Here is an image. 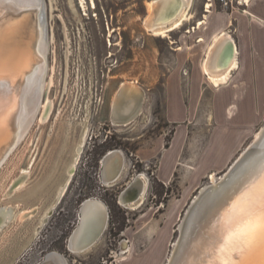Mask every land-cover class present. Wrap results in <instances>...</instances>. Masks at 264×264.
<instances>
[{"label": "rangeland", "instance_id": "obj_1", "mask_svg": "<svg viewBox=\"0 0 264 264\" xmlns=\"http://www.w3.org/2000/svg\"><path fill=\"white\" fill-rule=\"evenodd\" d=\"M152 1L46 0L47 85L51 78L52 85L45 91L37 120L0 169V212L17 211L0 230V264H39L53 251L65 256L68 264H167L192 200L204 186L219 180L264 127L263 116L255 128L235 131L228 142L229 131L215 119L211 92L204 76L200 79L213 43L204 60L206 51L195 47L197 38L192 35L195 8L213 5L212 0H194L189 11L193 18L169 38L152 36L145 27ZM228 1L225 6L223 0H215L218 10L239 6L237 0ZM131 83L138 85L136 90L128 86ZM169 83L175 92L169 93ZM135 92L143 94L133 99L136 110L119 117L116 105ZM170 96L186 112L179 124L166 120ZM193 103L197 110L192 115ZM176 131L186 145V166H179L167 191L157 171L164 145ZM115 146L127 156L125 177L130 167L137 174L134 165L149 177L142 174L151 186L148 197L149 186L145 188V203L137 208L117 203L124 176L114 188L101 184L98 152ZM73 166L77 170L71 185L44 226L41 221L55 206ZM88 197L110 205L108 230L89 250L73 254L67 247L69 238ZM128 240L132 249L124 255L121 244Z\"/></svg>", "mask_w": 264, "mask_h": 264}, {"label": "water", "instance_id": "obj_2", "mask_svg": "<svg viewBox=\"0 0 264 264\" xmlns=\"http://www.w3.org/2000/svg\"><path fill=\"white\" fill-rule=\"evenodd\" d=\"M20 16L24 17L25 23L18 21ZM27 16H32V19ZM49 32L46 0H29V2L0 0V69L5 80V90H10L17 101L15 111L7 115L3 127L0 128V168L19 144L25 115H28L29 121L32 122L31 128L39 116V102L43 83L47 78L49 60V56L42 51V45L49 41ZM223 60L228 65L232 62L230 51L224 53ZM45 95L46 92L42 101ZM259 133V137L255 138L219 177V181L215 183L211 181L192 200L178 226L176 248L167 264H189L188 261L194 258L192 255L194 251L189 252L194 239L195 264H208L209 256L206 249L214 246L219 240L218 226L221 218L244 190L246 184L264 171V127ZM125 166L126 156L121 150L106 154L102 159L103 184L107 186L115 184L121 178ZM76 169L77 167L74 166L68 169L67 178L55 198V206L41 221L44 226L61 203ZM144 193L145 187L139 175L121 193L120 203L125 206L137 203ZM103 206L106 207V221L98 229L93 228V232L87 236L84 244L76 248L77 251H87L94 246L99 241L100 232L109 223V209L105 202L98 198H89L82 202L80 223L70 238V249H74V241L78 243L82 239L80 232L85 226L86 209ZM206 217L207 221H204ZM254 259L256 264H264V255L257 254ZM39 264H68V261L61 253L53 251L49 252Z\"/></svg>", "mask_w": 264, "mask_h": 264}, {"label": "crops", "instance_id": "obj_3", "mask_svg": "<svg viewBox=\"0 0 264 264\" xmlns=\"http://www.w3.org/2000/svg\"><path fill=\"white\" fill-rule=\"evenodd\" d=\"M230 1L233 3L234 0ZM212 2L213 8L210 12H207L208 3H204L201 10L198 9L199 6L195 8V33L192 35L197 38L195 47H202L206 51L204 60L217 34L229 32L234 37L232 39L238 50V68L232 71L227 83L214 87L207 80L204 72L200 77L202 79L204 76L207 82L215 119L221 127L229 131L227 139L230 142L236 135L235 131L255 128L264 116V0H250L249 2L241 0V3H238L239 6L234 3L227 10H218L215 0ZM201 21L205 24L199 28ZM201 39L204 41L200 42ZM168 89L169 93L176 91L174 84L169 83ZM137 94L135 92L132 95L133 98L130 99L126 96L121 104L116 105L119 117H129L131 112L136 110L134 97L143 98L142 93ZM169 103L166 111L167 122L179 124L184 121L186 112L181 104L171 96ZM196 110L197 107L193 103L191 114L193 115ZM188 113L189 111H187V116ZM185 146L183 137H179L178 131L169 142L165 143L157 171L158 180L162 184L171 185L176 178L175 172L179 166L181 169L185 168L186 165L182 161ZM154 149L150 150L155 151ZM220 154L221 150L214 156L219 157ZM146 187L150 188L149 182Z\"/></svg>", "mask_w": 264, "mask_h": 264}, {"label": "bare ground", "instance_id": "obj_4", "mask_svg": "<svg viewBox=\"0 0 264 264\" xmlns=\"http://www.w3.org/2000/svg\"><path fill=\"white\" fill-rule=\"evenodd\" d=\"M242 1L244 2V0H242ZM246 1L249 2L250 0H246ZM27 2H29V0H27ZM193 4H194V0H154V1L150 2L149 3L150 15L148 16L147 20L145 21V27H146L147 31L152 36H155V37L169 38V34L171 32L182 28L186 23L191 21V19L193 18V14H190L189 11L192 9ZM212 7H213L212 4H208L207 12H210ZM27 18H30V20H31L32 16H27ZM18 21L25 23V19L23 16L18 17ZM204 24H205V22H203V21L200 22L199 28ZM190 32L193 33L192 29L190 30ZM202 41H204V40L201 39L200 42H202ZM49 47H50V37H49V41L43 43V45H42V51L47 56L49 53ZM13 49H15V48H12V50ZM226 51H230L231 56H232V62L229 65L227 62H225L223 60L224 59V53ZM225 67H226V69H225ZM237 68H238V50H237V46H236L235 42L232 39L231 34L228 32H222L220 34H217L214 38L213 44L210 47L208 56H207L205 63H204V69H203L204 74L206 75L207 79L209 80V82L214 87H219L220 85L227 83L232 71L237 69ZM47 71H49V61H48ZM47 76H48V72H47ZM43 84H44V87H42V91H41V99L39 102V104H40L39 105V111L41 110V104L44 101V99L42 101L43 94L46 90H48L50 88V85H52V78L50 79L48 85H47V78ZM128 86L133 90H136L138 87V85L136 83H131ZM41 101H42V103H41ZM47 106H48V108H50L51 102L48 103ZM29 119H30L29 116L25 115V120H24L25 123H24L23 128H22L20 141L25 137L27 131H29L28 128L32 123L31 121H29ZM259 134H257L256 138L259 137ZM142 176H144V175H141L140 178L142 179V184L146 188L147 180H146L145 176H144V178H142ZM218 181L219 180L213 181V183L218 182ZM17 188H19V187H17ZM142 196H144V194ZM141 197L137 203L141 202ZM132 204H136V203H132ZM16 212L11 210V209H4L3 212H0V230H1L2 226L4 224H6L10 218L15 217ZM100 215H102V214L100 213V211L98 210L97 207H94V208L92 207L90 209L89 208L86 209L85 226L82 228V230L80 232L82 239L78 243H77V241L76 242L74 241V243H73L74 249H71L73 252H75V253L84 252V251H77L76 248H79L80 246H82L84 244L87 236L93 232V228L98 229L102 225V223H104L106 221V217H105L106 212L104 213L105 218L100 217ZM204 221H207V217ZM106 230H107V224L104 226L103 231L100 232L99 240L103 239ZM176 244H177V240L175 242L174 249L176 248ZM192 244L193 245L190 247L189 252H191V250L194 251L192 253L194 258L190 259L188 261L189 264H195V247H194L195 246V239L193 240ZM131 249H132V246L130 245V242H129V248L123 250L124 255L129 253L131 251ZM170 257H169V259H170Z\"/></svg>", "mask_w": 264, "mask_h": 264}, {"label": "snow or ice", "instance_id": "obj_5", "mask_svg": "<svg viewBox=\"0 0 264 264\" xmlns=\"http://www.w3.org/2000/svg\"><path fill=\"white\" fill-rule=\"evenodd\" d=\"M0 69V128L16 109V97L5 90ZM219 240L208 249V264H256L264 255V171L252 178L219 223Z\"/></svg>", "mask_w": 264, "mask_h": 264}, {"label": "flooded vegetation", "instance_id": "obj_6", "mask_svg": "<svg viewBox=\"0 0 264 264\" xmlns=\"http://www.w3.org/2000/svg\"><path fill=\"white\" fill-rule=\"evenodd\" d=\"M116 126V125H115ZM116 127H120V126H116ZM109 138V137H108ZM87 140H88V138H87ZM105 143H108V139L107 140H105ZM86 146V145H85ZM114 150H121V149H118L117 148V146H115V147H110V148H107L106 150H104L103 152H101V153H99L98 152V158H99V168H100V171L102 170V159H103V157L106 155V154H108L109 152H111V151H114ZM124 154H125V156H126V153L123 151V150H121ZM84 152H85V147H84V149H83V153H82V156H83V154H84ZM82 156H81V158H82ZM81 160V159H80ZM127 162H128V160H127V156H126V166H127ZM144 167H147V162H144ZM79 165V164H78ZM76 166H77V164H76ZM76 166H75V168H76ZM125 166V169H124V172H123V174H122V176H121V178L115 183V184H113V185H104L103 184V182H102V179H101V173H100V181H101V184H102V186L103 187H108V188H114L115 186H117V185H119L120 184V181H121V179L123 178V176H124V179L123 180H125V186H123L122 185V187H123V190L122 191H120V192H117V195H116V198H117V203L122 207V208H126V209H130L128 206H125V205H122L121 203H120V196H121V193L125 190V188L129 185V183H131L137 176H139V175H142V174H144V175H146L147 176V174H146V172H144L143 170H141L142 168H137V166L136 165H134V167H135V169L137 170V174H134L133 172V170H131V167L129 168V171H128V174L126 175V177H125V172H127V167ZM77 170V169H76ZM76 173V172H75ZM148 177V176H147ZM142 178H144V176H142ZM149 178V177H148ZM149 181H150V179H149ZM159 181V180H158ZM72 182V181H71ZM161 183V182H160ZM162 184V183H161ZM63 185V184H62ZM70 185H71V183H70ZM162 185H164V184H162ZM150 186H151V183H150ZM166 188H167V191H169L170 190V187H171V185H169V186H166V185H164ZM69 189V188H68ZM68 191V190H67ZM149 192H150V188L148 189V191H147V197H148V195H149ZM67 193V192H66ZM66 195V194H65ZM65 195H64V197H65ZM144 196H142L141 197V202L140 203H136V204H131L134 208L136 207H139V206H141V205H143L144 203H145V201H146V198H143ZM89 198H95V197H88V198H85L84 200H86V199H89ZM148 199V198H147ZM83 200V201H84ZM82 204V203H81ZM80 207H81V205H80ZM107 209H109V222H110V214H111V209H110V205H107ZM98 210L100 211V213L102 214V215H100V217H102V218H104V213L106 212V207L105 206H103L102 208H98ZM102 220V219H101ZM79 223H80V208H79ZM108 226H109V223L107 224V230H108ZM122 229V230H121ZM121 231L122 232H124L126 229H127V226H123V228L121 227ZM107 230H106V232H107ZM75 231V230H74ZM105 232V233H106ZM73 234V233H72ZM72 234L70 235V238H71V236H72ZM70 238H69V241H70ZM125 241V240H124ZM123 241V242H124ZM99 242V241H98ZM123 242H122V244H121V250H122V247H123V250L124 249H128L129 248V240L127 241V242H125L124 243V245H123ZM130 243H131V241H130ZM131 246H132V244H131ZM68 249H69V251L70 252H72L73 253V251H71V249L69 248V243H68ZM73 254H75V253H73ZM77 255V254H76Z\"/></svg>", "mask_w": 264, "mask_h": 264}, {"label": "built area", "instance_id": "obj_7", "mask_svg": "<svg viewBox=\"0 0 264 264\" xmlns=\"http://www.w3.org/2000/svg\"><path fill=\"white\" fill-rule=\"evenodd\" d=\"M223 2L225 3V6H229V4H230L229 1H227V0H223ZM238 3H241V0H239Z\"/></svg>", "mask_w": 264, "mask_h": 264}, {"label": "trees", "instance_id": "obj_8", "mask_svg": "<svg viewBox=\"0 0 264 264\" xmlns=\"http://www.w3.org/2000/svg\"><path fill=\"white\" fill-rule=\"evenodd\" d=\"M169 144V143H168ZM168 144H167V146H168Z\"/></svg>", "mask_w": 264, "mask_h": 264}]
</instances>
